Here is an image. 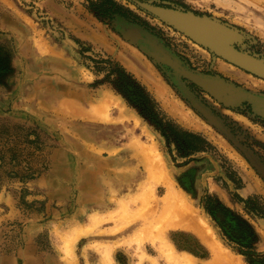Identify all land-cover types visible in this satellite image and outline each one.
I'll return each mask as SVG.
<instances>
[{
	"label": "rangeland",
	"instance_id": "1",
	"mask_svg": "<svg viewBox=\"0 0 264 264\" xmlns=\"http://www.w3.org/2000/svg\"><path fill=\"white\" fill-rule=\"evenodd\" d=\"M143 104L209 146L182 157ZM165 183L264 264V0H0V264H208Z\"/></svg>",
	"mask_w": 264,
	"mask_h": 264
},
{
	"label": "trees",
	"instance_id": "2",
	"mask_svg": "<svg viewBox=\"0 0 264 264\" xmlns=\"http://www.w3.org/2000/svg\"><path fill=\"white\" fill-rule=\"evenodd\" d=\"M129 94V93H128ZM133 95L134 94H130ZM144 109L142 113L150 118L157 127L162 131L163 135L171 143H175L180 151L182 157L190 156L194 153L205 151L209 146L208 142L199 136L195 135H183L179 136L172 132L167 125L159 121L155 115L152 113L147 104H143ZM246 204V209L254 215H259L264 217V208L260 202L259 197H251L244 202ZM214 217L221 223L226 236H228L232 241L237 243L242 249H245L247 254L252 253V243H253V228L247 222L242 220L236 215L229 214L221 210H213Z\"/></svg>",
	"mask_w": 264,
	"mask_h": 264
},
{
	"label": "bare ground",
	"instance_id": "3",
	"mask_svg": "<svg viewBox=\"0 0 264 264\" xmlns=\"http://www.w3.org/2000/svg\"><path fill=\"white\" fill-rule=\"evenodd\" d=\"M163 15V14H162ZM162 17H164V16H162ZM169 18V17H168ZM170 18H171V16H170ZM167 19V18H166ZM174 19H175V17H174ZM177 19V18H176ZM191 19H193V18H190V20ZM194 19H196L195 17H194ZM169 20H171V19H169ZM172 20H173V18H172ZM171 20V21H172ZM186 20H188V19H186ZM189 20V21H190ZM178 21H179V19H178ZM200 21V20H199ZM198 21V22H199ZM188 22V21H187ZM174 23H176L175 22V20H174ZM200 23V22H199ZM198 23V24H199ZM186 24V23H185ZM184 23L182 24L183 26L185 25ZM197 24V23H196ZM181 25V26H182ZM189 26V25H188ZM188 26H187V28H188ZM192 26V25H191ZM199 26H200V24H199ZM196 26H194L193 28H195ZM201 27H204V26H202V24H201ZM201 27L199 28V30L201 29ZM205 27H206V25H205ZM183 28V27H182ZM186 28V29H187ZM190 28V27H189ZM192 28V27H191ZM193 28H192V30H193ZM197 28V27H196ZM208 28H209V26H208ZM211 28H212V26H211ZM186 29H185V31H186ZM210 29V28H209ZM208 29V30H209ZM189 30V29H188ZM206 30V29H205ZM212 30H213V28H212ZM216 30H219V29H217V27L215 28V30H213L214 32L216 31ZM136 31V30H135ZM204 31V30H203ZM220 31H222V30H220ZM133 32H134V30H133ZM131 33V32H130ZM196 33V32H195ZM202 31H201V35H202ZM131 34H133V33H131ZM194 34V33H193ZM217 34V33H216ZM140 35V34H139ZM208 34L206 33V36H207ZM209 35H213L212 33L211 34H209ZM208 35V36H209ZM214 35H215V33H214ZM136 36V35H135ZM137 36H138V34H137ZM136 36V37H137ZM207 38V37H206ZM209 38V37H208ZM166 57V56H165ZM167 58V57H166ZM165 58V59H166ZM164 59V60H165ZM166 61H167V59H166ZM170 62V61H169ZM252 62V61H251ZM256 62V61H255ZM254 63V62H253ZM257 63V62H256ZM174 64V63H173ZM256 66V65H255ZM254 68H256V67H254ZM194 77V76H193ZM197 78V77H196ZM201 82V81H200ZM215 82H217V81H215ZM204 83H206V82H204ZM207 83H209V82H207ZM206 83V84H207ZM218 83V82H217ZM223 83V82H222ZM202 84V83H201ZM210 84H212V83H210ZM213 85V84H212ZM222 85H224V84H222ZM227 87V86H226ZM228 90V89H227ZM209 91V90H208ZM229 91V90H228ZM231 93V92H230ZM233 93V92H232ZM223 95V94H222ZM232 96V95H231ZM216 97H218V96H216ZM219 98V97H218ZM223 99V98H222ZM224 100V99H223ZM165 186L167 187V190H168V193H167V196H166V202L167 203H174V202H177V205L178 206H180V208H181V217L183 218V219H188V221H191V224H192V226H188L189 228H192L198 235H201V236H203V239L206 241V242H208V243H210L211 244V252L213 253V259H212V261H210V262H208V264H242L239 260H237V259H235L234 257H232L231 256V254L228 252V251H226L220 244H218V243H216V240H215V238H213V237H211L209 234H207V232L205 231V226L201 223V221H198L197 220V218L196 217H193V215H192V213L189 211V209H190V207H189V205L187 204V201L185 200V198H183V197H179L178 196V194H177V192H176V190H175V187L173 186V184H168V183H165ZM172 207H171V210L175 207V204H172L171 205ZM171 210L170 209H168L167 210V212H166V215L168 216V217H170V215H171ZM177 225H181V224H177ZM211 230V229H210ZM164 243V246H166V247H168L167 248V252L165 253L166 254V256L168 257V259L171 261V262H173V261H178L179 260V257H178V255L176 254V252L174 251V249H173V247L171 246V245H167V243L164 241L163 242ZM165 252V251H164ZM188 258V257H187ZM191 260H193L192 258H188V261L189 262H191Z\"/></svg>",
	"mask_w": 264,
	"mask_h": 264
}]
</instances>
